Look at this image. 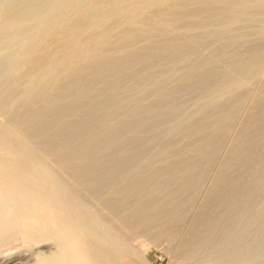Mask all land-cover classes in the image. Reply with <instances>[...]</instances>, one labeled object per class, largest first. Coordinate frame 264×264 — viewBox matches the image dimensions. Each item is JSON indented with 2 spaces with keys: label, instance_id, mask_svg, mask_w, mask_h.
<instances>
[{
  "label": "bare ground",
  "instance_id": "obj_1",
  "mask_svg": "<svg viewBox=\"0 0 264 264\" xmlns=\"http://www.w3.org/2000/svg\"><path fill=\"white\" fill-rule=\"evenodd\" d=\"M49 13L19 48L7 47L10 52L0 54V264H116L128 253L116 249L119 244L111 227L125 237L146 234L152 243L181 231L174 246L176 264H241L242 257L239 263L235 254L247 253L255 237L257 242L264 237V160L259 165L253 162L264 149V128L258 135L249 134L258 128L257 118L252 130L240 128L227 147L232 158L222 166L235 176L225 177L229 174L223 169L224 178L220 169L211 182V194L207 192L209 197H203L196 215L186 220L206 172L226 143L228 131L218 132V126L231 125L235 118L234 109L225 104L228 110L220 115L213 111L214 116L208 115L212 105L207 114L197 115L208 94L236 85L264 66V0H76ZM10 21L0 25V39L8 33L22 34L21 25L13 27L16 19ZM236 22H243L246 29L235 27ZM205 24L221 28H206L204 35L195 32ZM160 35L162 40L156 38ZM205 35L222 47L213 56L198 57ZM254 36L260 44L251 51L225 50L241 49ZM171 81L176 82L174 90L167 92ZM196 83L198 88L203 85V91L192 107H185L178 94L187 89L190 93ZM152 92L163 96L165 104L150 103ZM132 102L145 113L129 115ZM257 103L251 104L254 115L264 106ZM259 116L264 118V111ZM216 127V133H210ZM184 139L187 154L207 155L208 165L202 164L206 169L196 174L190 165L180 188L172 183L177 189L164 186H170L171 177L162 178L164 184L155 178L154 183L157 173L169 177L179 165L177 153L185 150L179 145ZM111 149L116 156L106 157ZM169 153L179 160L173 156L170 160ZM151 154L160 156L159 166ZM245 156L248 162H242ZM36 158L43 167L34 165ZM196 161L195 166L203 169ZM48 165L59 175L57 183L53 181L56 188L47 182ZM182 166L175 171L180 174L187 168ZM239 169L241 174H236ZM63 182L93 208L81 207L66 188V194L60 193ZM97 223L106 239L100 229L97 232ZM8 244L16 250L8 252Z\"/></svg>",
  "mask_w": 264,
  "mask_h": 264
},
{
  "label": "rangeland",
  "instance_id": "obj_2",
  "mask_svg": "<svg viewBox=\"0 0 264 264\" xmlns=\"http://www.w3.org/2000/svg\"><path fill=\"white\" fill-rule=\"evenodd\" d=\"M22 1V2H21ZM34 1V2H33ZM41 1H44L45 2V0H39V2H40V4L42 3ZM72 3H75V1L76 0H70ZM70 1H68V0H48V2H43V4H41V6L40 5H38L39 4V2H38V0H13V2H12V0H0V16H2V17H0V20H1V18H2V20L0 21V25L2 24V25H5L6 24V21L8 20H11L10 21V23L9 24H11V22L12 21H14L15 19H16V21H14V22H12L13 24H14V26L13 27H20V25H21V27H22V34H17V32H13V33H8V34H4V35H2L1 36V39H0V41H2V42H0V54H4V53H2V52H5V53H7V52H10V50H12L13 51V49H17V48H19L22 44V42H23V39L25 38V37H27L28 36V34L30 33V32H32V30L34 29V26L36 27L43 19H44V17H47V16H49V11L51 12V11H53L54 9H56V8H58L59 6H62L63 4H65V2L66 3H68V2H70ZM28 2V3H27ZM30 2H31V4L33 3V5H31L30 4ZM49 2H51V3H49ZM56 2V3H55ZM12 3H14V4H12ZM16 3V4H15ZM47 3V4H46ZM17 5V6H16ZM26 5H30L31 6V8H29L30 6H26ZM7 6V7H6ZM24 6H25V8H24ZM35 6V7H34ZM36 6L37 7H41L40 9H37L36 8ZM48 6H49V8H48ZM53 7V8H52ZM4 8V9H3ZM32 8H33V10H32ZM37 10H36V9ZM45 8V9H44ZM18 9V10H17ZM20 9V10H19ZM21 9H23V10H21ZM27 9V10H26ZM37 11V13H36V11ZM44 9V11H41V10H43ZM49 11H48V10ZM10 10V11H9ZM27 12H25V11ZM31 10V11H30ZM12 11V12H11ZM18 11V12H17ZM32 11H34V12H32ZM2 12H3V14H2ZM15 12V13H14ZM24 12H25V14H24ZM29 12H31V15H30V13ZM43 12H48V13H44L43 14ZM8 13V14H7ZM11 13V14H10ZM18 13V14H17ZM20 13V14H19ZM33 13H34V15H33ZM7 14V15H6ZM27 14V15H26ZM29 14V15H28ZM40 14V15H39ZM42 14V15H41ZM36 15V16H35ZM39 16V17H38ZM44 16V17H43ZM7 17V18H6ZM14 17V18H13ZM20 17H22V18H20ZM27 17V18H26ZM27 20V22L24 20ZM29 18V19H28ZM18 19V20H17ZM21 19L23 20V21H21ZM42 19V20H41ZM4 20V21H3ZM31 20V21H30ZM41 20V21H40ZM3 21V22H2ZM17 22V23H16ZM23 22V23H22ZM255 21H253V22H250L251 24L252 23H254ZM256 22H258V21H256ZM255 22V23H256ZM20 23V24H19ZM28 23V24H27ZM34 23V24H33ZM7 24H8V22H7ZM24 24V25H23ZM242 24H244L243 22H236V23H234L233 25L235 26V27H241L242 26V30H245L246 29V26H243ZM2 25H1V27H2ZM32 25V26H31ZM241 25V26H240ZM23 26H24V29H23ZM215 26V27H214ZM217 26V27H216ZM221 28V25H219V24H205V25H203V26H201V27H199L198 29H196L195 30V32L196 33H202V35H204L206 32H207V29L209 30V29H211V28H217V29H220L219 27ZM19 27L17 28V29H19ZM209 27V28H208ZM29 28V29H28ZM205 28V29H204ZM207 28V29H206ZM16 28H14V30H15ZM199 29H200V31H199ZM30 30V31H29ZM206 30V31H205ZM26 31V32H25ZM20 32V31H19ZM17 34V35H16ZM31 34V33H30ZM29 34V35H30ZM5 36H8V38L7 37H5ZM19 36V37H18ZM23 36V37H22ZM206 36V35H205ZM158 40H162L163 39V36L162 35H160V36H158V37H156ZM254 38H256L255 36H254ZM254 38H252V37H250L249 39H248V41H247V43L245 42L244 44H245V46H244V44H242V45H240V47H241V49L239 48V46L238 47H225V50L226 51H228L229 52V50L232 52V51H235V50H237L238 52H240L241 51V53H245L246 51L245 50H247V51H251L252 49L251 48H253L254 46H256V44H257V42L259 41L257 38L256 39H254ZM14 39V40H13ZM254 39V40H253ZM205 41H206V43L198 50V52H197V55L196 56H198V57H210V56H213V52H217V50H219L220 49V47H222V43H220L218 40H215V39H212V38H210V37H205ZM3 43V44H2ZM10 43V44H9ZM12 43V44H11ZM261 43H264V42H262L261 41ZM13 44H15V45H13ZM219 44H221V45H219ZM247 44V45H246ZM258 44H260V42H258ZM4 45V46H3ZM10 45V46H9ZM20 45V46H19ZM246 46H248V47H246ZM7 47L10 49V50H7ZM207 47V48H206ZM215 47V48H214ZM245 49H244V48ZM4 48V49H3ZM6 48V49H5ZM12 48V49H11ZM213 48V49H212ZM227 48V49H226ZM239 48V49H238ZM255 48V47H254ZM253 48V49H254ZM232 49V50H231ZM235 49V50H234ZM243 49H244V51H243ZM2 50V51H1ZM215 50V51H214ZM240 50V51H239ZM209 53V54H208ZM214 53V54H215ZM207 54V55H206ZM176 60L178 61V62H176ZM163 60H160V61H158V62H162ZM165 62V64L167 63L166 62V60L164 61ZM164 62H162L163 64H164ZM175 62L177 63V64H180L181 65V61L179 60V59H175ZM262 71V72H261ZM254 73V74H253ZM252 74H250V77L249 76H246V77H244V78H242L241 79V81L238 83V84H236V85H233V86H230V87H228V88H226V89H223V90H221V91H218V92H214V93H211V94H208L207 96H206V99H205V101H204V104L202 105V110H203V112H202V110H201V114L199 113L197 116H201V115H203L204 114V112H205V114H207L206 113V111L208 112V109H209V107L211 108L212 106H216V108H211V112H209L208 113V115L209 116H216V115H220V114H222L224 111H226V110H228V109H234L233 111L235 112L233 115V117H235V118H233V123H235V124H233L232 122L230 123L231 125H228V126H225V125H222V126H218L219 128L218 129H220V130H218V132H222V133H225L226 131H228V132H226L227 133V137H226V143L223 145V147L221 148V150H220V154H218L219 156L217 157V158H214L213 160H214V163H213V161L211 162V163H213V167H211L210 166V168H209V171L208 172H206V173H208V176L206 177H204V179H203V181H202V183L200 184V186H199V188H198V194H197V197L195 198V200H194V202H193V204H192V206L190 207V210H189V214L190 215H188V218H187V220L186 221H188L189 222V220H191L195 215H196V213H197V211H198V206L200 205V203L202 204V202L206 199V197H209V195L211 194V188H212V183L211 182H213L212 180L214 179V175L215 174H217V173H219V171H220V169L222 170V173H223V169H225L226 167H227V164H228V161H229V159H231L232 157H229L230 155H229V150L227 151V147H228V149H229V145H230V142H232V141H234V139H235V137H237L236 136V134L238 135L240 132L239 131H241V129L243 128V126H244V129H247V130H252V124L255 122V120H256V118H257V122L259 123L258 124V128L257 129H255V130H252V131H255V132H251V131H249V134H253V133H255V135H258V133H259V130L260 129H262V128H264V123L262 124V126H261V121H263L264 120V118H263V120L261 119V117L259 116L260 114H262L263 113V109H264V106H263V108H262V106H261V108L258 106V103L260 104V105H264V103H263V101H264V98H263V96H261V95H264V66H262L260 69H258V70H256L255 72H253ZM259 73V74H258ZM246 79V80H245ZM248 79V80H247ZM242 80H244V81H242ZM246 82H247V84H246ZM251 83V86H250V83ZM173 83H176L175 81H171L170 83H168L167 84V86H166V91L167 92H172V90H174V87H173V89H172V86H173ZM199 85L200 83H196V85ZM171 85V86H170ZM196 85H194V86H192L191 88L193 89V87L195 88V86ZM197 85V87L195 88V89H191L190 88V93L188 92V90L189 89H187L185 92L184 91H181V93H183L184 92V96H183V94L181 95V93H179L178 94V99H180L179 100V102H181L182 101V99L183 100H185L184 102L185 103H183V105L185 106V107H192L193 105H194V103L196 102V100L198 99V97L200 96V94L202 93V91H203V85L201 84V86H200V88H198L199 86ZM250 86V87H248V86ZM174 86H175V84H174ZM248 87V89H246L245 88V90H244V87ZM235 87V89H233ZM240 87V88H239ZM168 88H170L169 90H167ZM230 88V89H229ZM193 92H192V91ZM195 90V91H194ZM201 92H200V91ZM237 90V93L235 94L234 93V91H236ZM239 90V91H238ZM247 90H248V93L247 94H245L244 92H247ZM224 91V92H223ZM242 91V92H241ZM188 92V93H187ZM156 93V94H155ZM155 93H150L151 95H149V97L148 98H150V96H151V98L150 99H152L151 101L152 102H150V103H155V104H158L159 106L160 105H164L163 104V101H165L164 99H163V96H161L160 95V97H161V99H160V97H159V94L157 93V92H155ZM189 96V97H187L186 96V94ZM240 94V98H242V96H243V98L240 100V98H239V95H237V94ZM255 93V94H254ZM155 94V95H154ZM227 94V95H226ZM231 94V95H230ZM234 94V95H233ZM158 95V96H157ZM212 95L215 97V99H214V97H212ZM230 95V96H229ZM236 95V96H235ZM246 95V96H245ZM224 96V97H223ZM226 96V97H225ZM229 98H228V97ZM238 96V97H237ZM245 96V97H244ZM260 96L262 97V98H260ZM157 97H159V98H157ZM182 97V98H181ZM184 97V98H183ZM193 97V98H192ZM231 97V98H230ZM232 97H236V98H238L239 100H237L236 98L234 99H232ZM155 98L156 99H158L157 101L155 100ZM186 98H187V100H186ZM191 100H190V99ZM226 99V101H225V99ZM246 98V99H245ZM160 99V100H159ZM163 99V100H162ZM222 100V99H224L222 102L220 101V100ZM229 99H232V100H235V102H231ZM254 99V100H253ZM256 99V100H255ZM149 100V99H148ZM228 100V101H227ZM243 100H245L244 101V103L242 104V101ZM150 101V100H149ZM161 101H162V104H161ZM207 101V102H206ZM230 101V102H229ZM238 101V102H237ZM253 101V102H252ZM261 101V102H260ZM158 102H160V103H158ZM212 102V103H211ZM217 102H220V104H218ZM225 102H227V104L225 103ZM258 102V103H257ZM181 103V104H182ZM217 104V105H220L219 107L217 106V105H214V104ZM222 103V104H221ZM232 103V104H231ZM234 103V104H233ZM236 103V104H235ZM257 103V106L259 107V113L258 114H256V115H254V114H252V110H251V108L253 107L252 105H254V104H256ZM263 103V104H262ZM135 103H133L132 102V104H131V106H135V107H132V108H135V109H131V106H130V108L129 107H127L128 109H127V111L129 110V112H128V114L129 115H133V113H135L136 114V116H138V115H140L139 113H140V110L141 111H145L144 110V108L142 107V106H140V105H137V104H135ZM223 104H225V105H228V109H224V107H226L225 105H223ZM242 104V105H241ZM252 104V105H251ZM207 105V107H205ZM210 105V106H209ZM212 105V106H211ZM229 105H231V106H233V107H229ZM236 105V106H235ZM238 105V106H237ZM222 106H223V108H222ZM140 109H139V108ZM218 107V108H217ZM138 108V109H137ZM214 109H215V111L217 110L218 112L216 113L215 111H214ZM218 109H224L223 111H219ZM236 109V110H235ZM261 109V110H260ZM131 110V111H130ZM133 110H135L134 112H132ZM139 110V111H138ZM210 110V109H209ZM246 110H248V111H246ZM263 110V111H262ZM126 111V112H127ZM212 111L215 113L214 115H213V113H212ZM143 112H141V114H144ZM220 112V113H219ZM246 112V113H245ZM251 112V113H250ZM138 113V114H137ZM236 113H237V117H236ZM250 113V114H249ZM254 117V119H253V117ZM133 116H135V115H133ZM205 116V115H204ZM257 116V117H256ZM260 117V119H258L259 117ZM194 117V116H193ZM246 117V118H245ZM237 118V119H236ZM248 118V119H247ZM0 119H1V117H0ZM194 119H196V118H191V119H189V120H191V121H193ZM235 119V120H234ZM247 119V120H246ZM244 120H246V122L244 121ZM264 122V121H263ZM244 125H243V124ZM245 123H247V125H245ZM249 123V124H248ZM242 124V125H241ZM251 125V126H250ZM230 126V127H229ZM245 126H247V127H245ZM221 127V128H220ZM223 127H226V128H224V130H222V128ZM228 128V129H227ZM241 128V129H240ZM213 130H212V132H210V133H213L214 134V132L216 133V129H217V127L216 128H212ZM259 129V130H258ZM257 131V132H256ZM152 132H154V129H151L150 130V134L152 133ZM208 133V132H207ZM257 133V134H256ZM213 134H205V135H213ZM226 135V134H225ZM235 136V137H234ZM232 138V139H231ZM185 140V139H184ZM184 140H182V141H184ZM182 141H181V143H179V145H181V144H183V146L185 145V143H186V145H188V141H187V139L184 141V143H182ZM184 146V149L186 150V153H183L185 150L183 149V146L181 147L182 148V150H184L183 152L181 151L180 153H177L178 154V156L180 155V158L179 159H183L184 160V158H186V160H184V162H181V160L179 161V165H177L176 166V168L179 170L180 168H181V164L182 163H185L182 167L184 168V166H186L185 168L186 169H181L180 170V174L178 173L179 171L177 170V172L175 171V169L173 170V171H171L172 172V174H176V173H178V174H176V175H174V177L176 176V178H174L173 177V175L171 174V172H170V174L172 175H170L169 177H167V176H164V174H162L161 172H160V174L159 173H157L155 176H154V179H153V182L155 183V181H156V183H158L159 182V180H160V182H161V180H162V178L165 180V181H168L169 180V178L171 179V181H169V183H171L170 184V186L168 185V183L166 184L165 183V181L163 182V180H162V182H163V184H164V186L166 187V188H169V187H171V186H173V188H174V184H175V186H177L178 188H180V182L182 181V177H185L186 175H188L189 173H190V170L188 171V169H191L192 167V165H193V171L196 173V174H200V173H202L203 172V170H205L206 168V165H208V159H207V155H205V154H202V153H193V155L191 156L190 154H192V153H190L189 151H188V154H187V146ZM189 146V145H188ZM186 147V148H185ZM114 150H112L111 149V151L109 152L110 153V155L108 156H106V154H104L106 157H112V156H116L115 154V151L113 152ZM222 151V152H221ZM225 151H227V152H225ZM111 152L112 153H114V155L112 154L111 155ZM108 153V154H109ZM182 153L184 154V155H182ZM174 154L175 153H171V155H170V153L169 154H167V157L168 158H170V160H173V158H175L174 160H179V159H177L178 157H175L177 154H175V156H174ZM185 154L187 155V156H189V157H186L185 156ZM194 154H197L195 157H194ZM102 155V156H101ZM101 155H99V156H101V158H106V157H104V155L103 154H101ZM182 155V156H181ZM200 155V156H199ZM203 155H205L204 157H203ZM227 155H229V156H227ZM151 157H153L154 158V160L156 161V159H157V161H158V158L160 157L159 155H155L154 156V154H151L150 155ZM172 156H173V158H172ZM224 156V157H223ZM226 156V157H225ZM183 157V158H182ZM192 157H194V158H192ZM199 157H200V159H199ZM206 157V158H205ZM228 157V158H227ZM205 158V159H204ZM209 158V157H208ZM256 158V159H255ZM258 158H260V159H258ZM187 159H189V162L187 161ZM203 160V161H205V163H203V162H197L196 160ZM225 159H226V162H227V164H226V162H225ZM252 159H253V157H252ZM257 159H258V161H257ZM262 159V160H261ZM182 160V161H183ZM248 160H249V156H245L244 158H242V162H248ZM253 160H256V161H253L255 164L257 163L258 165L264 160V149H263V151H262V153L260 154V155H258V156H254V159ZM156 161V162H157ZM186 161V162H185ZM190 161H192L191 163H190ZM195 161H196V164H201V166H203V169H201V168H199L200 167V165H196L195 166ZM250 161H251V159H250ZM38 162H39V159L38 158H36V164H34L35 166H37V167H43L44 165H42V164H38ZM252 162V163H253ZM161 163V161L159 160L156 164H155V162L153 163L155 166H159V164ZM225 163V166L226 167H224V166H222V164H224ZM253 163V164H254ZM202 164H204L205 165V167H204V165H202ZM191 165V166H190ZM49 166V168H50V174L48 175V177H47V182L50 184V185H52V186H54L53 188H56V184L54 183V182H56V180L58 179V178H56V177H59V175L58 174H56L57 172H55L54 170L55 169H52L53 167L52 166H50V165H48ZM179 167V168H178ZM199 169V170H198ZM212 169V170H211ZM211 170V171H210ZM227 169H225V171H226ZM242 170V169H241ZM246 170H247V174H248V172H249V169L248 168H246ZM174 171H175V173H174ZM228 171V170H227ZM226 171V173H228L229 175H227V176H225V177H227L228 178V176H232V174L235 176V174L234 173H229V171L227 172ZM238 171H240V169L239 170H237V172L235 171V173L237 174V173H240V172H242V171H240V172H238ZM55 172V174H53ZM210 172V173H209ZM221 172V171H220ZM186 173H188V174H186ZM194 173V174H195ZM160 175V179H159V177H157V175ZM186 174V175H185ZM224 174L225 173H223V174H221L223 177H224ZM241 174V173H240ZM244 174H246L244 171H243V175ZM158 175V176H159ZM161 175H163V176H161ZM177 175H180V177L179 176H177ZM183 175V176H182ZM182 176V177H181ZM213 176V177H212ZM53 177V178H52ZM177 177H178V179H177ZM224 177V178H225ZM233 177V176H232ZM155 178H157L156 180H155ZM167 178V179H166ZM48 179H49V181H48ZM55 179V180H54ZM177 181H179V182H177ZM206 179V180H205ZM155 180V181H154ZM51 181V182H50ZM54 181V182H53ZM58 181V180H57ZM158 181V182H157ZM173 181V182H172ZM159 182V183H160ZM57 183V182H56ZM172 183H174V184H172ZM62 184H64L63 186H64V189H63V186H62V188H61V191H60V193H64V191L63 190H65V188L67 189V195L68 196H70V194H72V196H74L75 198H78V201L80 202V204H81V207H90V208H93V206H91L92 204H90L87 200H85V198L83 197V196H80V194H78V192L74 189V187L71 185L70 186V183H67V182H63ZM68 184H69V186H68ZM211 186V187H210ZM71 187V188H70ZM209 187H210V189H209ZM70 188V189H69ZM74 191H76L77 192V194L76 193H73V190ZM174 189H177L176 187L174 188ZM68 190H69V194H68ZM210 190V191H209ZM200 191V192H199ZM65 192H66V190H65ZM209 193V195H207L208 193ZM64 194H66V193H64ZM77 195V196H76ZM79 195V196H78ZM207 195V196H206ZM206 196V197H205ZM71 197V196H70ZM83 197V198H82ZM205 199H204V198ZM203 198V199H202ZM86 201V202H85ZM201 206V205H200ZM199 206V207H200ZM194 213V214H193ZM194 215V216H193ZM190 217V218H189ZM102 222H104V223H102ZM188 222H185V226L183 225V227L185 228L186 227V225L188 224ZM100 224H102L103 225V227H107V224L105 225V223H107V222H105L104 220H101L100 222H99ZM99 223H97L98 224V227L96 228V230H97V232H99V230L98 229H100V232H99V234H101V232L102 233H105V234H102V237H105L104 239H106L107 238V233L103 230V227H102V225H100ZM100 226V227H99ZM111 229L114 231V236H113V238H115V243L118 245L119 244V246H116L115 248L116 249H118L119 250V248H120V251L122 250L123 252H124V250H125V254H126V252L128 253V254H126L121 260H119L116 264H176L177 263V256H176V253H175V249H176V247L178 246V243H179V241L181 240V237H182V232L180 231V232H178L174 237H171L170 239L169 238H167V240H166V238H163V241H161V240H159V241H153V243H152V239H149V237L146 235V234H143V233H139V232H134V233H129V234H127V236L128 237H125L126 236V234L125 233H123V232H118L119 230H117L116 231V233H115V229H114V227H111ZM121 234L120 236H118L119 234ZM122 233H123V235L125 234V236H123L122 235ZM97 234V233H96ZM116 234H118L117 236H116ZM105 235V236H104ZM107 235V236H106ZM146 235V236H145ZM122 236V237H121ZM120 237V238H119ZM116 238H118L117 240H116ZM125 238H127V239H125ZM176 238H178V239H176ZM255 238H257V237H255ZM254 238V239H255ZM121 239V240H120ZM123 239V240H122ZM180 239V240H179ZM253 239V241L255 242V243H253V241H252V246H254L253 248L250 246V249L252 248V250H248L247 249V253L246 252H243L242 251V253H245V254H243L242 256H241V254L242 253H239V252H237V256H236V254H235V259H236V261L237 262H239L240 263V258H241V264H264V237H263V241H261L262 240V238H259V240H258V242L256 241V239L254 240ZM259 241H261L260 243H259ZM18 242V241H17ZM256 242H257V246H255L256 245ZM152 243V244H151ZM17 244H19V243H17ZM176 244H177V246H176ZM9 245V244H8ZM12 245H13V243H12ZM11 245V246H12ZM10 246V245H9ZM9 247L10 248V250H9V248L7 249V250H9L8 252H10V251H12L11 250V248L13 249V248H15V247ZM14 246H15V244H14ZM174 246H176V247H174ZM5 247V246H4ZM4 247H2V249H4L5 250V248ZM124 247V248H123ZM174 249V250H173ZM14 250H16V249H13V251ZM3 251V250H2ZM245 251H246V249H245ZM249 251V252H248ZM6 252V251H5ZM8 252H6V253H8ZM2 254H4V252H1ZM5 253V254H6ZM239 254H240V256H239ZM139 256V257H138ZM174 256H176V257H174ZM243 257H245V259H243ZM140 258V259H139ZM235 259H233V260H235ZM144 262V263H143Z\"/></svg>",
  "mask_w": 264,
  "mask_h": 264
}]
</instances>
